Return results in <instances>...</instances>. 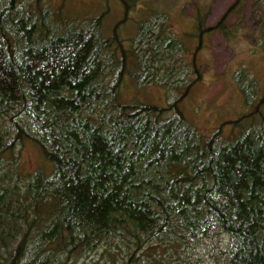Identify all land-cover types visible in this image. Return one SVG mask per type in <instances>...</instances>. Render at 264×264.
Wrapping results in <instances>:
<instances>
[{
    "label": "trees",
    "instance_id": "1",
    "mask_svg": "<svg viewBox=\"0 0 264 264\" xmlns=\"http://www.w3.org/2000/svg\"><path fill=\"white\" fill-rule=\"evenodd\" d=\"M244 4L212 25L196 7L197 48L229 33ZM38 6L0 0V264L99 252L104 264H264V96L245 71L247 111L205 133L180 105L200 64L178 55L187 46L163 8L138 21L140 31L151 23L147 40L127 47L117 29L130 7L105 36L103 15L85 24ZM186 68L194 78L167 104L124 93L129 76L137 86L150 76L169 94ZM27 144L41 156L36 171L22 159Z\"/></svg>",
    "mask_w": 264,
    "mask_h": 264
},
{
    "label": "rangeland",
    "instance_id": "2",
    "mask_svg": "<svg viewBox=\"0 0 264 264\" xmlns=\"http://www.w3.org/2000/svg\"><path fill=\"white\" fill-rule=\"evenodd\" d=\"M234 1L40 0V6L48 10L50 16L53 10L57 12L59 18L69 21L74 18L77 19L76 21L84 20L85 24H91L95 18L103 15L99 30L105 36L113 34L116 25L122 21L126 8L130 7L128 13L131 19L122 22L117 29L127 47L131 39L136 36L143 41L147 40L145 33L151 27V23L140 31L138 21L157 16L160 8H163L168 13L166 25L170 33L175 31L177 37L187 46L185 54L179 52L178 55H184L189 61L194 59L196 62L197 59L202 73L200 81L190 86L180 105L192 127L197 126L202 132L212 133L223 121L247 111V109L243 110L247 107V102L243 100L238 87V78L242 70L257 89L255 98L264 96V0H243L245 4L241 7V11L233 14V17L227 21V26L231 27L230 34L208 33L204 35L203 46L197 48L196 45L198 40L194 18L196 7H200L204 14L208 12L206 25H212ZM145 2L153 3L152 6L144 5L148 9H155L148 13L141 9L139 5ZM177 59L182 58L177 57ZM190 68L196 70L194 64L190 65ZM191 69H185L187 73L185 78L181 74L174 78L179 88L172 90L169 94L165 89V83L151 82L154 77L150 76L145 79L150 82L138 85L141 87H138L136 84L138 82L129 76L124 93L129 98L135 95L141 100L167 104L177 98L183 87L190 84L194 78ZM162 72H158L155 77L159 79V74ZM166 77L168 78L169 75ZM248 124L249 122H246V125ZM225 128V131H230L223 132L225 135H233L238 130L236 127L233 130L231 127ZM22 159L30 171H36L42 163L39 152L32 144H27L22 150ZM105 260L106 255L101 256L99 252L85 256L75 264H104Z\"/></svg>",
    "mask_w": 264,
    "mask_h": 264
}]
</instances>
